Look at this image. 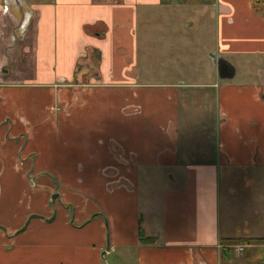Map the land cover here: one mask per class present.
<instances>
[{"label": "crops", "instance_id": "1", "mask_svg": "<svg viewBox=\"0 0 264 264\" xmlns=\"http://www.w3.org/2000/svg\"><path fill=\"white\" fill-rule=\"evenodd\" d=\"M28 1L0 0V264L259 260L264 236L222 222V172L264 174V0ZM175 24L235 76L159 82L146 50Z\"/></svg>", "mask_w": 264, "mask_h": 264}, {"label": "rangeland", "instance_id": "2", "mask_svg": "<svg viewBox=\"0 0 264 264\" xmlns=\"http://www.w3.org/2000/svg\"><path fill=\"white\" fill-rule=\"evenodd\" d=\"M172 14L173 13L169 14L163 12L161 18L163 19V16H165V18L170 19L172 18ZM172 29L174 33L167 34L164 38H150L151 46L149 50H146V55L152 60L158 72L165 74L167 72H172L175 64H180L181 66H189L190 64L191 66H196L195 68L202 66L207 71L210 69L209 65L214 67V64L204 57V49L201 48V46H199L200 48L196 46L199 45V38H184L176 42V24ZM200 33L201 31L198 32V34ZM193 39H195V41ZM141 49L139 52L140 63L142 60V52H145V48L143 51ZM8 64L10 65V63ZM163 64L168 65L166 69L161 66ZM236 65L241 69L240 64L236 63ZM8 68H6V70ZM18 68L22 69V72L24 71L22 63ZM174 70L176 72L177 69L175 68ZM175 72H172L173 74L171 73L172 78L168 79V77H162L159 78L158 81L163 82L184 76ZM165 74H162V76H165ZM147 76H150V74L146 73L145 77ZM238 80L239 77H237L235 81ZM222 178L224 206L222 222L227 223L229 226L231 223L232 225L235 224L236 228L234 232L236 235H239V237H243L244 235L250 237L264 236V174H258V171L256 174L253 169L242 170L239 173H231L230 175L229 172L223 171ZM158 182L161 181L159 180ZM140 189L142 195H145L141 200V204L142 207L146 208L150 206V197L153 196L158 198L161 187L157 185L152 187L149 185L147 188L146 186H141ZM146 189H149L148 193ZM230 191H232L231 194ZM250 253H253L252 249L246 248L245 252L243 251L241 254L249 255ZM256 253L259 260L254 264H264V248L256 250ZM126 257L127 256L122 251L113 253V255L106 258V264H135L131 259Z\"/></svg>", "mask_w": 264, "mask_h": 264}, {"label": "water", "instance_id": "3", "mask_svg": "<svg viewBox=\"0 0 264 264\" xmlns=\"http://www.w3.org/2000/svg\"><path fill=\"white\" fill-rule=\"evenodd\" d=\"M214 64H216L218 66V71H219V76L222 79H232L235 76V69L232 65H230L228 62L222 60V59H214ZM55 198V196H54ZM53 198V199H54ZM35 216H32L28 219L26 226L23 228L22 231H24L27 227L28 224L30 222V220L32 218H34ZM107 250H109V245L107 246ZM107 251L104 252L103 256H106Z\"/></svg>", "mask_w": 264, "mask_h": 264}, {"label": "trees", "instance_id": "4", "mask_svg": "<svg viewBox=\"0 0 264 264\" xmlns=\"http://www.w3.org/2000/svg\"><path fill=\"white\" fill-rule=\"evenodd\" d=\"M140 239L142 240L143 243H148V244L151 243L149 238L144 237L143 232L140 233ZM261 241H264V239H262Z\"/></svg>", "mask_w": 264, "mask_h": 264}, {"label": "built area", "instance_id": "5", "mask_svg": "<svg viewBox=\"0 0 264 264\" xmlns=\"http://www.w3.org/2000/svg\"><path fill=\"white\" fill-rule=\"evenodd\" d=\"M245 249V246H238L237 251L240 253Z\"/></svg>", "mask_w": 264, "mask_h": 264}]
</instances>
